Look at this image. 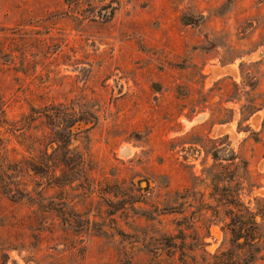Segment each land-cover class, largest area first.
Wrapping results in <instances>:
<instances>
[{
	"label": "rangeland",
	"instance_id": "374dc122",
	"mask_svg": "<svg viewBox=\"0 0 264 264\" xmlns=\"http://www.w3.org/2000/svg\"><path fill=\"white\" fill-rule=\"evenodd\" d=\"M0 264H264V0H0Z\"/></svg>",
	"mask_w": 264,
	"mask_h": 264
},
{
	"label": "trees",
	"instance_id": "16d2710c",
	"mask_svg": "<svg viewBox=\"0 0 264 264\" xmlns=\"http://www.w3.org/2000/svg\"><path fill=\"white\" fill-rule=\"evenodd\" d=\"M233 206H236V203H233ZM246 211L248 212V222H245V223L242 222L241 228H246L247 233L242 235L240 233H237L236 230H232L231 234H232V237L235 241H239L240 239H244V241L247 243V245L250 248L254 249L256 247V243L259 242L261 235L259 234L257 227H255V226H257L255 218H254L255 215L252 212H250L248 209H246ZM235 224H236V221H233V227L235 226ZM251 257L252 256H250V258Z\"/></svg>",
	"mask_w": 264,
	"mask_h": 264
}]
</instances>
